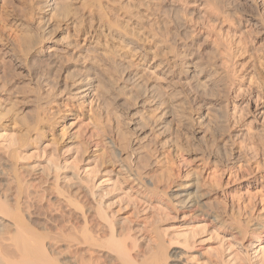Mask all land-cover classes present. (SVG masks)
Instances as JSON below:
<instances>
[{
  "label": "bare ground",
  "instance_id": "bare-ground-1",
  "mask_svg": "<svg viewBox=\"0 0 264 264\" xmlns=\"http://www.w3.org/2000/svg\"><path fill=\"white\" fill-rule=\"evenodd\" d=\"M195 204L264 241V0H0V264L188 263Z\"/></svg>",
  "mask_w": 264,
  "mask_h": 264
},
{
  "label": "rangeland",
  "instance_id": "rangeland-1",
  "mask_svg": "<svg viewBox=\"0 0 264 264\" xmlns=\"http://www.w3.org/2000/svg\"><path fill=\"white\" fill-rule=\"evenodd\" d=\"M79 128L82 130L84 136H89L92 134L93 130L87 126V122H80ZM185 157L179 156L178 158H173L174 167L176 172L181 171L182 165L181 161ZM109 171H112L111 169ZM106 176L101 180L104 183V186L108 187L111 191V197L108 199V202L112 205L114 211H120L121 207L129 206V208L135 207V202L133 198L135 196L142 203L143 200L150 202L149 211L155 212L159 215L158 205L156 200H151L150 197H147L144 190H140L136 187L133 191L130 189L131 186L134 185L133 182L125 179L126 177H122L118 179L113 172ZM197 175H192L189 179L186 180L185 183H181L186 185H191L192 182L195 181ZM78 180H74L72 182L73 185H77ZM203 193L201 192L200 195ZM200 199H197V203ZM138 206V205H137ZM128 208V210H130ZM190 210L196 212L194 216L189 217L186 216L182 218V224H177L175 227L171 228L172 234H177L179 232H188V235L191 237L193 233L191 231L196 229V234L194 237L190 238V242L193 244V249L189 251V253L185 256L188 263L184 262V264H207L209 258H217L223 252L221 246L222 241L219 239H223V243L231 246V250L233 254L231 257L227 258L231 261V264H249L248 260L252 264H264V241L256 243V247L250 254V259L248 258L247 249L242 247L238 241L234 240L235 234L225 233L224 228L221 226V221L216 217V215L210 211L204 210L198 204H195L190 208ZM141 211V209H140ZM122 212V211H120ZM121 214V213H120ZM124 215V212H122ZM134 231L139 238L147 237L148 233L145 230V221L139 215L136 219H134ZM264 225V221L257 220L253 222V224L249 227L251 232V240L253 242L257 241V234L259 233L260 228ZM178 226H181L178 228ZM177 230V231H176ZM218 235V236H217ZM229 251L228 253H230ZM203 255V256H202ZM263 260V261H262ZM262 261V262H261Z\"/></svg>",
  "mask_w": 264,
  "mask_h": 264
}]
</instances>
